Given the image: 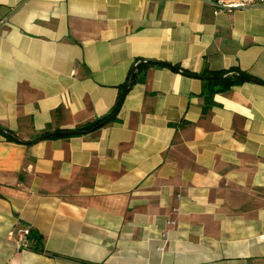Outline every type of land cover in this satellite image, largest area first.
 Returning <instances> with one entry per match:
<instances>
[{"label": "crops", "instance_id": "0c3cea01", "mask_svg": "<svg viewBox=\"0 0 264 264\" xmlns=\"http://www.w3.org/2000/svg\"><path fill=\"white\" fill-rule=\"evenodd\" d=\"M0 23V128L24 142L0 132V264H264V6L0 0ZM140 60L262 83L208 96L143 64L114 120L34 142L112 113Z\"/></svg>", "mask_w": 264, "mask_h": 264}, {"label": "trees", "instance_id": "16d2710c", "mask_svg": "<svg viewBox=\"0 0 264 264\" xmlns=\"http://www.w3.org/2000/svg\"><path fill=\"white\" fill-rule=\"evenodd\" d=\"M142 65L143 64L138 65L137 68L141 67ZM159 65L160 66H167L168 64L167 65L159 64ZM177 69L182 70L179 67H174L175 71H177ZM182 71L185 72L184 70H182ZM235 71H236V69L231 70L229 72H221V73L210 74L212 76H225V75H228V76H226L225 78L220 79V80H216V79L215 80H205V84H206V87H207V90H206L205 93L208 96H213L214 94L226 92V91H228V90H230V89H232V88H234L236 86H240V85L246 83L247 81L242 79L241 77L237 76L234 73ZM121 105H122V96H120L118 105H117V107L114 109V111L112 113H110L109 115H107V116H105L103 118L97 119V120H95V121H93V122L81 127L79 130H83V131H86V133H89V132H92V131H95V130H97L99 128L104 127L107 123L112 121V120H109V119L113 116V114L115 112L118 111V109H119V107ZM70 136H73V135L54 136V137H51V138H63V137H70ZM41 239H42V237L40 235L33 234V232H32V234L30 236V245L28 246L27 249L44 253L45 252V247L43 246Z\"/></svg>", "mask_w": 264, "mask_h": 264}, {"label": "water", "instance_id": "95a60500", "mask_svg": "<svg viewBox=\"0 0 264 264\" xmlns=\"http://www.w3.org/2000/svg\"><path fill=\"white\" fill-rule=\"evenodd\" d=\"M140 64H165V65H167L164 62H158V61H155V60H140V61L136 62L135 66L133 68L131 77L129 79V82H128V84H127V86L125 88V91L123 93L122 102L125 99L126 95L128 94V92L130 91V89H131V87L133 85L134 78H135V71H136L137 66L140 65ZM167 66L170 67V68H172V69H174V67H175V66H172L170 64H168ZM177 71L178 72H181L183 74H186V75L193 76L195 78L203 79V80H215V79L216 80H220V79H223L226 76H228V75H225V76H205V75H199V74H188L187 72H183L180 69H177ZM234 73L237 76L241 77L242 79H244L246 81L262 83L261 81L253 78L252 76H249V75L241 72L240 70H236ZM120 107H119V109H120ZM119 109H118V111H119ZM118 111L109 120L113 119L117 115ZM0 132L3 133V134H5V135H7V136H10L15 141L22 142L21 140H19L18 137L14 136V135H12L10 133H8L3 128H0ZM84 133H86V131H83V130H57V131H54V132H51V133H47V134H45V135L37 138L34 142H38V141H41V140L49 139V138L54 137V136L78 135V134H84ZM22 143H24V142H22Z\"/></svg>", "mask_w": 264, "mask_h": 264}, {"label": "built area", "instance_id": "2783aa9c", "mask_svg": "<svg viewBox=\"0 0 264 264\" xmlns=\"http://www.w3.org/2000/svg\"><path fill=\"white\" fill-rule=\"evenodd\" d=\"M212 2L218 12L219 11H232L237 9H247L252 7H260L264 6V0H209ZM1 26V23H0ZM32 231L30 229L27 230H19L18 231V248L19 249H27L30 245V236ZM10 238L14 236V232H10Z\"/></svg>", "mask_w": 264, "mask_h": 264}]
</instances>
